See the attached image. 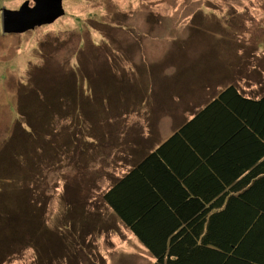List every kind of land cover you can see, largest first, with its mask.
<instances>
[{
	"label": "trees",
	"instance_id": "16d2710c",
	"mask_svg": "<svg viewBox=\"0 0 264 264\" xmlns=\"http://www.w3.org/2000/svg\"><path fill=\"white\" fill-rule=\"evenodd\" d=\"M41 40L43 49L51 43ZM45 54L46 69L34 71L28 86L19 88L18 123L0 148V264L5 253L15 254L12 250L24 243L37 248L34 240L47 228L37 185L52 163L62 164L70 146L58 139V130L69 127L81 138L74 143L82 149L97 141L99 132L103 147L122 149L130 139L145 141L140 131L130 137L123 128H116L112 141L105 136L113 133L114 112L130 119L136 109L144 110L142 87L129 84V76L119 81L117 69H108L107 62L86 74L85 63L98 59L86 53L73 56L76 61L68 68L55 69L59 81L49 83L42 72L53 61ZM226 66L219 63L213 66L214 77H204V103L164 141L156 140L148 150L143 144L137 161L101 195L154 256L151 264H264V89L245 92ZM224 76L231 80L208 93L210 80L220 82ZM157 78L162 89L173 92L167 77ZM171 95L165 94L167 103L176 100ZM124 105L127 111H119ZM76 206L73 213L82 212Z\"/></svg>",
	"mask_w": 264,
	"mask_h": 264
},
{
	"label": "rangeland",
	"instance_id": "374dc122",
	"mask_svg": "<svg viewBox=\"0 0 264 264\" xmlns=\"http://www.w3.org/2000/svg\"><path fill=\"white\" fill-rule=\"evenodd\" d=\"M26 1L35 4L0 0V148L18 123L14 107L19 88L28 86L34 71L46 69L42 51L53 61L42 72L49 83H58L56 71L74 64L73 56L80 59L86 53L98 58L85 63L86 74L94 73L93 65L101 70L97 64L105 67L107 62L108 69H117L119 81L129 76V84L142 87L144 110L136 109L130 119L113 111L109 127L113 133L105 136L112 141L116 128H123L130 137L140 131L145 141L136 144L130 139L122 149L103 147L104 135L99 132L97 141L82 149L74 143L81 138L69 127L58 130V139L70 146L62 164L52 163L37 185L47 228L34 240L37 248L24 243L12 250L15 254L5 253L3 264H151L154 256L101 195L137 161L143 144L148 150L156 140L164 141L204 103V77L216 75L213 66L225 62L224 69L229 68L247 93L264 89V0H64L66 14L55 22L24 33L4 32L3 9L18 10ZM46 38L52 44H43V49L39 41ZM157 74L168 78L173 92L154 81ZM221 78L210 80L208 93L231 80ZM165 94L176 100L167 103ZM119 111H127L126 106ZM73 205L82 212L73 213ZM25 229L30 230L26 224ZM25 235L32 237V232Z\"/></svg>",
	"mask_w": 264,
	"mask_h": 264
},
{
	"label": "water",
	"instance_id": "95a60500",
	"mask_svg": "<svg viewBox=\"0 0 264 264\" xmlns=\"http://www.w3.org/2000/svg\"><path fill=\"white\" fill-rule=\"evenodd\" d=\"M26 1L18 10L3 9L2 27L6 33H24L37 26L53 23L64 15V0Z\"/></svg>",
	"mask_w": 264,
	"mask_h": 264
}]
</instances>
